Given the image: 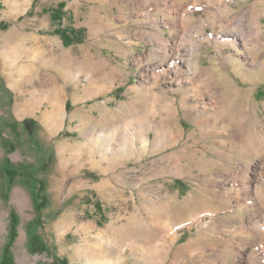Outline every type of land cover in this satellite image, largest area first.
<instances>
[{
    "label": "rangeland",
    "instance_id": "rangeland-1",
    "mask_svg": "<svg viewBox=\"0 0 264 264\" xmlns=\"http://www.w3.org/2000/svg\"><path fill=\"white\" fill-rule=\"evenodd\" d=\"M227 3V18L250 6L264 29V0ZM211 7L0 0V155L16 180L0 183V264H264L227 240L243 247L253 222L264 225L263 188L248 198L241 181L223 182L264 155V40L250 54L227 44L225 15ZM60 27L79 38L65 41ZM177 47L196 73L180 82L168 68ZM202 74L224 90L237 83L248 121L231 100L212 104L208 86L193 82ZM242 124L259 136L253 150L228 144Z\"/></svg>",
    "mask_w": 264,
    "mask_h": 264
},
{
    "label": "bare ground",
    "instance_id": "bare-ground-1",
    "mask_svg": "<svg viewBox=\"0 0 264 264\" xmlns=\"http://www.w3.org/2000/svg\"><path fill=\"white\" fill-rule=\"evenodd\" d=\"M197 1L200 2V0H197ZM217 1H218L217 3H214L215 1L212 2L210 0V2L213 4V6L216 7V8H213V7H211V8L215 9L216 13H220V14L225 15L224 17L226 18V21H225L226 23L224 24L223 28L228 31L227 35L228 34L233 35V38L230 37L227 44L236 46V43L239 42V44H241L247 50L248 54H250L249 52L252 49L260 47L262 45V41L264 40V29H263V25H262V21H261V16L258 15V16H254L253 18L248 17L247 13H249L253 9L252 7L249 6V7L243 9L242 11H240L238 13H233L231 18L230 17L227 18L226 16L231 11V8L227 3L228 0H217ZM188 8H190V7H187L185 14H183L184 16L181 17V19L182 18L183 19L188 18L186 15V13L190 11V9H188ZM183 19H182V21H183ZM183 25H185V23ZM186 51H183L182 48H178L175 50V52L173 50L171 55L169 53L171 58H173V61L171 62V64H169L168 68H169V70H173L176 75H180L181 79H179L178 82L182 81L183 80L182 78H184V77L189 78L190 76H193L196 74L195 69L193 67V58L186 56L187 55ZM174 61H176V62L174 63ZM250 62L251 63L257 62V57L255 56V54H254V56L253 55L250 56ZM161 65L162 64L159 63L156 65V67H161ZM204 70L205 69H201V67H198V69H197V71L199 73H203ZM192 79H193V82L197 81L201 84L202 83L206 84L205 85L206 87L208 86L207 92H208L211 100H213L212 104L215 105L216 103L224 102L225 100H231L232 103L237 104V101H236L237 96H236V93L234 92L233 88H237V89H239V88H238L237 83L235 81L231 85H229V86H231V88L229 90H224L223 86L219 87V85L217 84L216 75H214V74H211V75L202 74V75H198V76H196V78L194 77ZM224 80L225 81L227 80L228 83L232 82L231 81L232 79L228 74L226 77H224ZM238 92L240 93L241 91H238ZM228 93H230V94L227 95ZM213 95H215V97ZM201 104L203 105L204 109H208L207 103L205 101L202 100ZM237 106L240 107V112L242 114L243 120H245L244 121V123H245L246 120L248 119V117H247L248 112H249L248 107H247L246 103H243V102L239 103V105L237 104ZM216 117H218V116L215 115V117H212V118L215 119ZM220 117L222 118L221 115H220ZM57 119L58 118H57L56 112H52L49 115V120L51 121V123H53V125L55 124V122H57ZM244 125L245 124H242L239 126L238 129H233V130L231 129L229 131V136L227 139L228 144L229 143L232 144L234 142L235 143L239 142L242 144L247 143L250 146L249 149H252V147H254V145L257 146L258 143L260 142L259 138H258L259 136L257 134H253L249 129L244 130L243 129ZM222 142H225V141H222ZM232 151H233V149L230 150V152H232ZM261 159H262L261 162L257 166H255V168L252 167V165L249 163H247L243 166H239V168L237 170H234L233 173L227 174V176L223 180V182H226V183H229L230 185L232 184L233 186H235V185H237V182L241 181V183H239L240 184L239 187L241 190H243V193L245 194L244 197L246 196V197L250 198V196L253 195L252 194L253 190L255 193L258 194V190L261 189L260 186L263 188L261 190H262V193L264 195V178H263V180L261 179L262 177H264V155ZM251 172L255 173V178L258 181H260V185H255L252 182L248 181L249 178L251 177L250 176ZM223 182L221 180H216L217 184H221ZM240 191L236 192V193H232L230 191H223V192L227 193V199L230 200L232 198H235L238 200L240 198V196L243 195V193ZM262 212H264V202H262L260 205H258V212H256L257 216H259L260 213H262ZM252 221H254V219H252ZM252 226H253L252 227L253 238L251 240L250 239H242L243 244H245L243 247H242V245L239 246L238 244H236L231 238L227 239L228 241H230V243H232V244H230V246H234V245L236 246V249H237L239 254H243V252L246 250V252L248 253V255H247L248 259H250V255L252 256L251 259H255L260 255H264V225H261L259 222L254 221ZM248 240H250L252 242V245H250L249 247L247 246V243L249 242ZM250 248H253V249L251 251H248V249H250ZM258 253H260V254H258ZM238 262L239 263H237V264H248V262H246L244 259H240V260H238Z\"/></svg>",
    "mask_w": 264,
    "mask_h": 264
},
{
    "label": "crops",
    "instance_id": "crops-1",
    "mask_svg": "<svg viewBox=\"0 0 264 264\" xmlns=\"http://www.w3.org/2000/svg\"><path fill=\"white\" fill-rule=\"evenodd\" d=\"M0 158H1V163H0V176L2 178V179H0V183H1V186H2L1 187V190H3L4 189L3 184L4 185L6 183L7 184H9V183L11 184V183H13L16 180H14V177H13L14 175H12L11 169L6 167V164L7 163H11L10 160H9V158L8 157L7 158H4L3 154L0 155ZM3 177H4V179H3ZM12 191H13V188L11 189L10 192H12ZM11 230H12V227H11Z\"/></svg>",
    "mask_w": 264,
    "mask_h": 264
},
{
    "label": "trees",
    "instance_id": "trees-1",
    "mask_svg": "<svg viewBox=\"0 0 264 264\" xmlns=\"http://www.w3.org/2000/svg\"><path fill=\"white\" fill-rule=\"evenodd\" d=\"M63 7H64V3L62 2V3L59 4L58 9H56V10L53 11L52 17H53L54 19H56V20H57V19H60V17H58V15L60 16V14L57 13V12H60V11L62 10ZM56 31L59 32V33H61L63 39H64L65 41H67V42H70V43H71L72 41H75L76 39L79 38V37H76V38H75L74 36H72V35L70 34L69 30L66 29V28H62V27H60V28L56 29ZM39 205H40V202H39ZM34 243H35V241H34ZM10 261H11V259H8L7 262H5V263L3 262L2 264L11 263Z\"/></svg>",
    "mask_w": 264,
    "mask_h": 264
},
{
    "label": "water",
    "instance_id": "water-1",
    "mask_svg": "<svg viewBox=\"0 0 264 264\" xmlns=\"http://www.w3.org/2000/svg\"><path fill=\"white\" fill-rule=\"evenodd\" d=\"M26 125H27L28 129H29L30 131H32V128L29 126V123H28V122L26 123Z\"/></svg>",
    "mask_w": 264,
    "mask_h": 264
}]
</instances>
